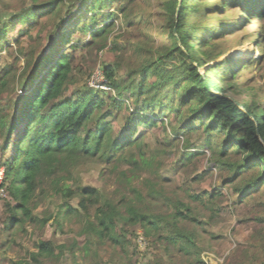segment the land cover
Segmentation results:
<instances>
[{
	"label": "trees",
	"instance_id": "trees-1",
	"mask_svg": "<svg viewBox=\"0 0 264 264\" xmlns=\"http://www.w3.org/2000/svg\"><path fill=\"white\" fill-rule=\"evenodd\" d=\"M252 1L254 6L245 13ZM195 2L209 17L222 16L226 5L232 4L244 25L254 16L264 20V0H219L220 7L214 10L208 8L211 0H165L160 15L167 20L172 43L157 47L151 37L152 15L147 14L152 0H130L124 9L119 7L121 0H0V53L7 57V63L0 65V167L5 168L8 192L3 203L7 212L3 254L17 244L15 236L26 225L42 230L53 221L63 232L64 222H76L86 238L81 247L77 241L69 246L40 241L29 257L13 264H46L65 255L80 264L76 250L88 251L90 245L96 247L93 264L99 251L106 249L123 264H132L134 241L128 229L119 231V222L138 227L163 248L166 259L157 264H207L204 248L215 252L223 240L213 226L222 216L218 201L231 193L240 205L260 207L254 218L258 229L242 243V262L228 257L218 264H264V104L255 115L253 108L243 113L241 106H232L230 86L236 87L237 96L245 90L234 69L246 61L239 66L236 60L219 62L229 49L226 25L201 33L181 30L182 19ZM84 10L91 17L81 23ZM120 16L135 17L133 25H140L139 37L128 45L126 68L118 62L108 65L99 57L121 50L116 39L110 40L120 27L116 22ZM24 25L28 29L20 33L29 40L18 39L11 45L9 29ZM32 31H37L34 37ZM80 33L85 39L77 42ZM261 34L260 42L263 26ZM47 40L49 53L42 51L36 57V49ZM66 47L69 52H61ZM82 47L100 58L110 91L87 83L79 87L84 61L76 54ZM55 52L57 58H51ZM212 63L228 69L221 74L223 69ZM199 68L205 73L199 74ZM213 75L218 76L216 84ZM21 81L26 83L25 95L18 96ZM210 85L225 89V98L207 92ZM251 92L249 87L246 94ZM166 114L177 120L171 134L183 137L179 151L168 144ZM154 128L162 131L164 141L146 145V131ZM197 134L205 137L208 162L222 179L214 192L197 190L213 175L209 166L196 173L186 188L162 174L165 155H177L185 166L206 156L187 152ZM86 161H99L113 170L119 164L127 166L119 174L120 186L104 204L99 189L74 190L68 183L75 165ZM76 195L80 200L74 204ZM54 196L64 200L56 213L45 210L42 216L35 215L41 202Z\"/></svg>",
	"mask_w": 264,
	"mask_h": 264
},
{
	"label": "rangeland",
	"instance_id": "rangeland-1",
	"mask_svg": "<svg viewBox=\"0 0 264 264\" xmlns=\"http://www.w3.org/2000/svg\"><path fill=\"white\" fill-rule=\"evenodd\" d=\"M122 4L119 6L120 9H124L130 0H121ZM165 0H152L151 9L147 10V14L152 15L151 19V37L153 42L157 47L169 46L172 43L170 35L167 32V20L161 16L163 13L160 6ZM231 3V2H229ZM255 2H251V5L245 11V13L251 11ZM216 7H220L219 0H211L209 7L211 10H214ZM225 11L222 16H207L205 14L204 6H199V3L195 2L192 4V7L188 9L185 13L184 18L182 19V31L187 30H211L217 29L220 27L229 28V43L228 51L223 55V58L219 60L228 61L236 60V66H239L242 61H246L245 64L237 70L239 75V83L245 88L242 94L237 96L234 91L236 90L235 86H230L231 92L228 93L234 108L241 106L243 108V113L246 111L244 109L253 108L252 113L255 115L257 109L260 105L264 104V39L261 40V31L262 26L264 27V20L257 19L252 17L248 23L245 25L242 23V16L239 15L238 10H235L233 5H226ZM32 13H27V16H31ZM85 17L81 19V23L85 19L91 17L90 13H85V10L81 12ZM251 18V17H250ZM137 20L135 17H129L128 19L118 18L116 20L117 24L120 25L119 28L115 30V36H112L110 40L117 41L120 51L116 55L115 53L102 52L99 57H103L108 62V65H111L114 62L124 64L130 62V51L128 50V45L131 41H134L135 38L139 37L138 32L140 25L134 24ZM132 23V24H130ZM28 29V25L18 26L16 29H9V40L11 45L15 44V40L20 39V41L26 42L29 40L28 35L21 34L20 31ZM66 30H69L67 28ZM177 35V29L174 30ZM37 31H32L33 37ZM214 36V34H211ZM257 36V37H256ZM85 39L83 34H78L76 36L77 42L80 39ZM75 40V41H76ZM60 42L57 43L56 49L60 48ZM260 43V45H259ZM59 44V45H58ZM25 45V44H24ZM69 47L64 48L61 52H69L67 50ZM49 53L50 48H48V40L44 42L43 46L36 49V57L40 55L41 52ZM5 53H0V65L7 63V57L4 56ZM77 57L83 59L84 64L81 67L82 74L81 77L84 80H81L79 87H83L86 83L92 88L101 87L104 85L105 79L102 71V66L99 63L100 58H96L93 54L88 53V48L82 47L79 49ZM120 55V56H119ZM57 53H52L51 58H57ZM217 69H223L221 74H224L225 69L219 66L218 64H211ZM235 66V67H236ZM261 67V68H260ZM80 69V68H79ZM232 69V68H230ZM204 68H199V74H204ZM123 75V72H119L118 79ZM217 75H213V83H217ZM20 87L18 86V96L25 95L24 86L26 85L25 81L19 82ZM86 86V85H85ZM208 87V88H207ZM207 92H213L216 95L225 98L223 92L225 89L215 88L213 85L207 86ZM251 88V93L246 94L247 90ZM229 88V89H230ZM108 91H110L108 89ZM253 100L254 104L249 105V101ZM159 111V110H157ZM164 119H168V137L169 143L172 146L173 151H179L182 149L183 137L178 134L173 136L171 134L173 127L177 125V120L174 117H169L167 114L164 116ZM144 132V131H143ZM144 142L146 145L150 144L155 145L158 141H164V135L161 130L158 128L149 129L146 131ZM204 136L194 135L191 138L193 142V148L187 149V152L192 151L193 153L205 152V157H200L194 160L190 165H184L179 163V157L177 155H165L166 161L162 169V174L165 178L170 179L176 186L187 187L191 186V179L193 176L205 169L206 166L210 167V170L213 171V175L208 179L207 182L201 184L197 187L198 191H211L221 186L222 179L220 174L217 173L215 167L212 164H209L208 159L210 158V152L206 149V143L204 141ZM133 151H135L133 149ZM129 152L126 151V153ZM121 154H119L120 156ZM4 167H0V169ZM5 169V168H4ZM127 169L125 164H119L117 169H112L104 164H101L99 161H86L79 162L75 165L73 169V180L68 182L74 190L79 188H96L101 191L102 195V204L106 202L107 199H110L115 192V190L120 186L119 184V174L120 172ZM144 176L146 174H143ZM141 181V180H140ZM139 184V182H137ZM6 200V199H5ZM80 200V196L76 195L71 202L77 204ZM61 196L47 197L45 198L39 208L36 209L35 215L42 216V213L45 210L54 211L58 208L59 204L63 203ZM4 201L0 203V264H13L20 261V259L29 257V254L35 251L36 244L40 241H52L56 245H70L74 241H77L79 247L83 246L86 243L85 236L80 234L82 225L76 222L69 223L64 222L63 232L56 225L55 222L51 221L45 228L38 230L34 225H26L23 228V233L18 234L16 237L17 244L11 245V249L7 251L6 256L3 254V242H5L6 237L3 232V225L7 217V212L4 208ZM219 206L222 208L221 218L214 221L213 226L214 230L218 235L223 237L222 242L215 248V252H209L204 248L203 259L207 264H218L222 263L226 258L230 257L233 260H238L242 262V243L245 238L253 235L257 229L258 224L254 221V218L259 214L260 207L252 204H239V198L235 197L234 193L226 195L218 201ZM119 231L129 230L130 238L134 241V250L136 255L132 257V264H157L160 259H166L164 250L161 246H155L151 241L143 236L142 231L138 227L128 228L124 223H118ZM143 238V239H142ZM96 250L95 245H90L88 251L76 250L77 262L80 264L94 263V251ZM84 258H86L84 260ZM97 264H123L122 261L113 254L112 250H100L99 256L96 260ZM46 264H74V261L71 256L65 255L60 258V261L57 262H47Z\"/></svg>",
	"mask_w": 264,
	"mask_h": 264
},
{
	"label": "built area",
	"instance_id": "built-area-1",
	"mask_svg": "<svg viewBox=\"0 0 264 264\" xmlns=\"http://www.w3.org/2000/svg\"><path fill=\"white\" fill-rule=\"evenodd\" d=\"M103 84L104 85H101V87L98 88L97 86H95L96 88H93V89H97V90H107V91H108V89L110 90V88L106 85V81ZM4 183H5V169L4 168L3 169L1 168L0 169V203L2 201H4L5 199L8 198V192H7L6 187L4 186Z\"/></svg>",
	"mask_w": 264,
	"mask_h": 264
}]
</instances>
